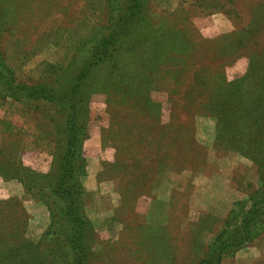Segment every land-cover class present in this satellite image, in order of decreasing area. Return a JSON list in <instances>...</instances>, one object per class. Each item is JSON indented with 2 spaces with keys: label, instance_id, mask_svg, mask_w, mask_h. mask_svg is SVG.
<instances>
[{
  "label": "rangeland",
  "instance_id": "374dc122",
  "mask_svg": "<svg viewBox=\"0 0 264 264\" xmlns=\"http://www.w3.org/2000/svg\"><path fill=\"white\" fill-rule=\"evenodd\" d=\"M145 4L140 38L110 46L91 79L80 179L93 235L85 264H195L234 204L262 185L264 111L243 100L264 106V0ZM109 15L105 0H0L5 66L15 82L40 84ZM41 108L0 100V127H15L0 146L47 173L54 125ZM0 209V249L18 252L9 264H50L40 193L0 176ZM223 263L264 264V232Z\"/></svg>",
  "mask_w": 264,
  "mask_h": 264
},
{
  "label": "trees",
  "instance_id": "16d2710c",
  "mask_svg": "<svg viewBox=\"0 0 264 264\" xmlns=\"http://www.w3.org/2000/svg\"><path fill=\"white\" fill-rule=\"evenodd\" d=\"M105 2L110 14L107 24L101 25L86 45L83 42L74 47L73 50L79 53L75 59L55 63L49 76L40 84L15 82L0 50V100L10 98L40 111L45 107L47 116L44 117H49L54 125V137L49 141L53 160L47 173L35 172L5 152L4 144L0 146V176L21 182L26 190L36 189L49 211L50 223L42 238L48 245L46 258L50 264H85L89 258L93 235L87 230L89 222L83 212L85 193L80 179L85 174L82 145L90 119L91 79L110 46L141 36L146 0ZM89 50L94 51V60L76 70V63ZM252 101L243 100L259 116L264 106L254 104L253 107ZM14 130L11 122L2 121L0 143L4 138L14 136ZM250 147H255L256 154L262 155L258 144L250 143ZM4 154L8 155L6 159L1 158ZM262 173L260 189L246 200L234 204L223 221V227L208 246L206 256L195 264H224L223 261L240 247L263 234L264 170ZM0 213L4 214V209H0ZM17 253L10 248L0 249V264L11 263Z\"/></svg>",
  "mask_w": 264,
  "mask_h": 264
}]
</instances>
